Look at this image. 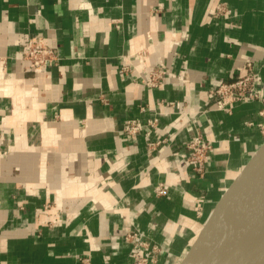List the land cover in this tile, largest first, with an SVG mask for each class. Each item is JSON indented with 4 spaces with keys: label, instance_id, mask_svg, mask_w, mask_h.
I'll list each match as a JSON object with an SVG mask.
<instances>
[{
    "label": "crops",
    "instance_id": "0c3cea01",
    "mask_svg": "<svg viewBox=\"0 0 264 264\" xmlns=\"http://www.w3.org/2000/svg\"><path fill=\"white\" fill-rule=\"evenodd\" d=\"M35 33L59 58L37 75L13 59ZM137 52L170 72L157 88ZM247 61L264 96V0H0V264H131L125 232L178 257L261 142L258 102L211 98ZM152 117L155 150L121 132ZM196 135L202 177L185 160Z\"/></svg>",
    "mask_w": 264,
    "mask_h": 264
},
{
    "label": "built area",
    "instance_id": "2783aa9c",
    "mask_svg": "<svg viewBox=\"0 0 264 264\" xmlns=\"http://www.w3.org/2000/svg\"><path fill=\"white\" fill-rule=\"evenodd\" d=\"M222 8H217L216 15L221 13ZM224 12V11H223ZM185 34H180L176 40L177 46L182 45L186 40ZM137 58L142 63V73L144 78L142 84L149 89L157 88L169 75L163 65L157 66L144 65L145 54L137 52ZM14 60L25 62V69L32 74H39L45 69L58 64L59 58L55 48L45 44L39 33L30 34L26 39L19 42L16 52L13 55ZM127 70V68H122ZM257 73L254 71L251 62L245 64V73L226 82H220L211 89V98L217 110L229 113L232 106L236 103L253 100L260 104L258 115L260 118L264 115V96L260 95L256 85ZM170 106L176 108L179 114H185L184 110L187 104L183 102L170 103ZM159 120L157 117L141 119H128L122 123L121 132L127 136L143 135L148 149L155 150L163 143L161 139H153L152 136L158 130ZM187 155L186 162L192 168L197 177L205 174L206 162L209 158L212 146L204 142L202 136L196 135L186 144ZM167 190L163 185L157 186L156 195L163 196ZM123 240L129 245L128 257L131 264H153L163 253L162 245L145 239L140 232H125ZM81 264H90V258H80Z\"/></svg>",
    "mask_w": 264,
    "mask_h": 264
},
{
    "label": "water",
    "instance_id": "95a60500",
    "mask_svg": "<svg viewBox=\"0 0 264 264\" xmlns=\"http://www.w3.org/2000/svg\"><path fill=\"white\" fill-rule=\"evenodd\" d=\"M256 129L261 142L232 176L175 264H227L228 250H251L264 236V115ZM263 214V215H262ZM248 253V252H247ZM249 253L240 264H264V248L258 258Z\"/></svg>",
    "mask_w": 264,
    "mask_h": 264
},
{
    "label": "bare ground",
    "instance_id": "6f19581e",
    "mask_svg": "<svg viewBox=\"0 0 264 264\" xmlns=\"http://www.w3.org/2000/svg\"><path fill=\"white\" fill-rule=\"evenodd\" d=\"M259 212H264V206L261 208ZM263 248H264V236H262L261 238H259V240H257L255 246L251 250H249L248 246H240L235 249L228 250L222 256L226 257V260L228 261L227 264H240L245 260L246 256L249 253L251 254L250 256L251 260L258 258Z\"/></svg>",
    "mask_w": 264,
    "mask_h": 264
},
{
    "label": "rangeland",
    "instance_id": "374dc122",
    "mask_svg": "<svg viewBox=\"0 0 264 264\" xmlns=\"http://www.w3.org/2000/svg\"><path fill=\"white\" fill-rule=\"evenodd\" d=\"M163 248L165 250L164 253L153 264H157L160 258L163 260L161 264H175L177 256L175 254H171L169 248H166L165 246H163Z\"/></svg>",
    "mask_w": 264,
    "mask_h": 264
}]
</instances>
